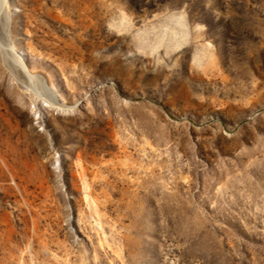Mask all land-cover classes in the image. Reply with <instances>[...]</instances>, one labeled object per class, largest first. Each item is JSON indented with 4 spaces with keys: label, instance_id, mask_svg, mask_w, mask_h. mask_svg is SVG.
<instances>
[{
    "label": "rangeland",
    "instance_id": "1",
    "mask_svg": "<svg viewBox=\"0 0 264 264\" xmlns=\"http://www.w3.org/2000/svg\"><path fill=\"white\" fill-rule=\"evenodd\" d=\"M0 264H264V0H0Z\"/></svg>",
    "mask_w": 264,
    "mask_h": 264
}]
</instances>
